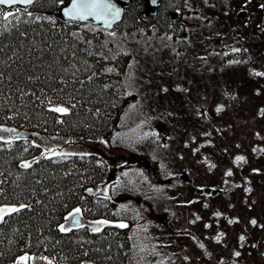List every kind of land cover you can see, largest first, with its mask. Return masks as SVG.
I'll use <instances>...</instances> for the list:
<instances>
[{
	"label": "rangeland",
	"instance_id": "1",
	"mask_svg": "<svg viewBox=\"0 0 264 264\" xmlns=\"http://www.w3.org/2000/svg\"><path fill=\"white\" fill-rule=\"evenodd\" d=\"M262 5L187 0L184 27L167 34L147 24L125 34L133 56L125 84L136 101L114 136L33 137L45 155L104 157L113 178L98 193L124 189L119 201L127 192L139 197L131 231L139 235L143 264H264ZM9 133L0 131V138ZM145 147L161 179L141 171ZM100 221L106 220L82 222L109 224ZM28 257L27 264H53Z\"/></svg>",
	"mask_w": 264,
	"mask_h": 264
},
{
	"label": "trees",
	"instance_id": "2",
	"mask_svg": "<svg viewBox=\"0 0 264 264\" xmlns=\"http://www.w3.org/2000/svg\"><path fill=\"white\" fill-rule=\"evenodd\" d=\"M68 2L36 0L28 7H0L17 13L10 22L0 19V129L29 136L0 138V207L20 209L0 222V264L23 256L53 264H143L139 235L131 231L139 197L127 192L119 201L124 189L110 191L111 197L98 193L112 184L104 157L45 155L33 137H113L136 101L125 84L133 62L125 34L147 24L167 34L172 26L184 27L187 0H159L156 12L147 17L145 0H130L110 30L61 20L60 9ZM56 107L67 111L51 110ZM150 150L145 147L139 155L141 171L161 179ZM75 209H80L81 221L109 224L98 231L83 223L60 231Z\"/></svg>",
	"mask_w": 264,
	"mask_h": 264
},
{
	"label": "snow or ice",
	"instance_id": "3",
	"mask_svg": "<svg viewBox=\"0 0 264 264\" xmlns=\"http://www.w3.org/2000/svg\"><path fill=\"white\" fill-rule=\"evenodd\" d=\"M34 0H0V5L7 6L9 8L21 4L25 7L33 4ZM155 2V0H153ZM71 6L67 8L65 11V16H67L72 21H86L89 18L102 20L106 27H110L112 20L119 17V9H116L114 5L109 3V0H70ZM264 7V5H262ZM17 13H13L11 11H3L0 10V19L10 22V17H15ZM257 75H261V73H257ZM52 111L56 112H66L67 109L62 107H56L51 109ZM0 131H10L9 129H0ZM237 159H242L238 157ZM24 168H29L31 165L29 163H23L21 165ZM231 175V172L228 173ZM23 207V206H21ZM19 208H0V222H3V218L5 215H8L11 212H18ZM80 213V209H75L74 212L71 214L72 222L74 226L81 227L78 219V215ZM219 215V214H217ZM106 221H100V224H104ZM255 223V221H253ZM120 227H126V225H120ZM70 228H65L61 226L60 231H70ZM98 227H94L93 231H98ZM243 239V237H241ZM237 256L240 254L237 252ZM29 257L23 256L19 259L18 264H27Z\"/></svg>",
	"mask_w": 264,
	"mask_h": 264
},
{
	"label": "water",
	"instance_id": "4",
	"mask_svg": "<svg viewBox=\"0 0 264 264\" xmlns=\"http://www.w3.org/2000/svg\"><path fill=\"white\" fill-rule=\"evenodd\" d=\"M36 0H34L35 2ZM130 0H109V3H111L112 5L115 6L116 9H119V17L112 20V23H111V26L110 27H106L103 23L102 20H97V19H93V18H89L88 20L86 21H73V22H81V23H85V22H91L93 23L94 25H98L100 26L102 29H106V30H110L113 28L114 25H116L117 23H119L122 19V16H123V12H124V6L129 2ZM33 2V3H34ZM145 3H146V12L144 13V17H147L148 15H152L156 12L157 10V7L159 5V0H155V2H153V0H145ZM32 5V4H31ZM29 5V6H31ZM15 6H20V7H25L24 5H21V4H18V5H15ZM71 6V3H70V0L69 2L67 3V5L63 6L61 9H60V18L61 20L67 22V21H72L70 20L67 16H65V11L67 10V8H69ZM0 7H3V8H9L7 6H2L0 5ZM14 7V6H13ZM28 7V6H27ZM29 136L27 134H24V133H21V132H11L9 133L8 135L5 136V138H8V139H27ZM113 173H110L107 177V180L109 179H112L113 178ZM78 219H79V223L80 225L82 224V221L80 219V216L78 215ZM70 222L72 223L73 225V222H72V218L70 217ZM74 226V225H73ZM77 227V226H75Z\"/></svg>",
	"mask_w": 264,
	"mask_h": 264
},
{
	"label": "flooded vegetation",
	"instance_id": "5",
	"mask_svg": "<svg viewBox=\"0 0 264 264\" xmlns=\"http://www.w3.org/2000/svg\"><path fill=\"white\" fill-rule=\"evenodd\" d=\"M15 7H19V6H14V7H11V8H7V9H10V10H11V9H15Z\"/></svg>",
	"mask_w": 264,
	"mask_h": 264
}]
</instances>
